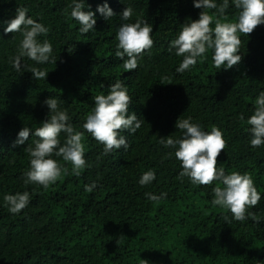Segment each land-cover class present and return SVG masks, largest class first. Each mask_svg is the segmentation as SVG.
Instances as JSON below:
<instances>
[{
	"label": "trees",
	"instance_id": "trees-1",
	"mask_svg": "<svg viewBox=\"0 0 264 264\" xmlns=\"http://www.w3.org/2000/svg\"><path fill=\"white\" fill-rule=\"evenodd\" d=\"M87 2L95 10L105 0ZM108 3L116 13L130 6L131 20L121 21L118 15L105 20L97 12L95 31L81 34L70 18L72 0H0V264H264V146L252 148L246 131L254 100L264 91V24L248 36L241 34L238 65L218 70L209 52L179 74L176 68L183 58L169 52L170 41L202 9L193 0ZM18 8L50 29L41 39L52 43L56 63L36 65L24 58L22 74L12 67L23 37L5 33L4 22ZM227 15L235 22L238 10L230 6ZM137 19L153 27L154 44L137 69L125 70L114 54L116 32L120 24ZM31 66L49 71L47 79L34 80ZM117 79L131 97L129 114L134 111L143 121L135 134L122 133L128 150L121 147L104 155L103 144L84 132L90 166L80 176L53 156L68 172L47 189L25 185L30 157L24 149L28 143L34 147L38 138L30 133L25 144L13 142L25 124L34 130L48 118L44 101L56 98L74 128L83 131L94 96L107 94ZM188 117L206 131H222L226 143L217 168L251 176L261 193L260 202L248 210L255 219L236 221L227 209L213 206L217 182L193 185L187 177L178 178L182 169L174 150L158 141L180 137L176 122ZM65 138L61 133V143ZM150 169L156 180L141 186L140 176ZM93 182L97 187L86 192L85 185ZM23 191L30 193V204L19 214L10 213L4 195ZM145 193L167 195L150 201Z\"/></svg>",
	"mask_w": 264,
	"mask_h": 264
},
{
	"label": "clouds",
	"instance_id": "clouds-1",
	"mask_svg": "<svg viewBox=\"0 0 264 264\" xmlns=\"http://www.w3.org/2000/svg\"><path fill=\"white\" fill-rule=\"evenodd\" d=\"M193 6L202 9L199 18L185 22L169 44V52L174 50L177 57L183 58L176 72L182 74L190 71L198 61L206 59L209 52L213 66L218 70L222 68L227 70L238 65L242 59L239 54L241 34L248 36L258 25L264 24V0H193ZM230 6L238 10L235 22H231L227 15ZM210 10H214V13L210 14ZM97 12L105 20L118 15L121 21H130L133 15L130 6L124 8L121 13H116L108 0L97 5L95 10L91 9L87 0H72L70 18L78 23L81 34L95 31ZM4 23L5 33L19 32L23 37L17 54L11 59L16 72L23 73L24 58L34 61L36 65L56 63L52 43L47 38L41 39L48 36L50 29L28 15L27 9L18 8L15 16ZM152 32L153 27L144 20L137 19L135 22L120 24L116 32L118 43L114 54L123 61L125 70L139 67V59L146 50L150 51L153 47ZM29 71L36 81L47 79L49 73L46 69L36 66H31ZM161 83H164L163 79ZM107 89V94L94 96V108L82 125L83 131L74 128L67 110L61 107L56 98L49 97L44 101L49 109L48 118L34 130L25 124L13 142L14 145L25 144L29 141L30 133L38 138L34 141V147L28 143L24 149L30 157L29 169L24 173L25 185L36 184L47 189L68 172V169L53 156L69 163L71 172L77 177L80 176L81 172L90 166L85 159L84 132L103 144L104 155L121 147L125 151L128 150V139L122 133L127 131L135 134L143 121L134 111L129 114L131 97L122 80L117 79ZM253 107V114L246 121L249 126L246 131L251 138L250 145L255 149L264 146V91L255 98ZM240 119L244 120V116L241 115ZM175 126L182 135L159 137L158 143L166 149L174 150V156L182 169L178 178L183 180L187 177L193 185H211L213 181L217 182L212 189L213 206L227 209L236 221L255 219L248 210L260 202L261 193L251 176L239 172L226 174L223 166L217 168V157L225 149L226 143L222 131L217 127L206 131L201 124L193 122L191 117L179 118ZM61 133L66 137L63 143L60 139ZM168 155H173V152H169ZM154 180L156 172L150 169L142 173L139 184L147 186ZM96 187V183L93 182L85 185V191L91 193ZM145 195L150 201H159L167 194ZM30 199V193L23 191L5 194L3 202L10 213L19 214L30 204ZM224 221L231 224L227 216L224 217Z\"/></svg>",
	"mask_w": 264,
	"mask_h": 264
}]
</instances>
